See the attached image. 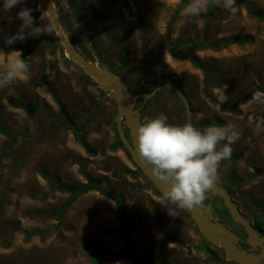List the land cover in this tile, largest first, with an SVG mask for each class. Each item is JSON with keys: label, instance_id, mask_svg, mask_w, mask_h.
Wrapping results in <instances>:
<instances>
[{"label": "rangeland", "instance_id": "374dc122", "mask_svg": "<svg viewBox=\"0 0 264 264\" xmlns=\"http://www.w3.org/2000/svg\"><path fill=\"white\" fill-rule=\"evenodd\" d=\"M52 2L65 31L70 38H76L85 58L99 67L102 62L120 74L124 89L129 88L132 95L172 78L188 96L196 128L235 126L240 137L231 146L230 159L222 162L220 177L230 184L244 212L264 227V18L250 16L244 2L235 3L231 11L209 2L196 18H185L181 10L177 12L182 0ZM69 2L79 22L73 17ZM248 2L255 11L264 13V0ZM24 6L33 10L32 16L35 10H41L38 0H27L19 8ZM176 12L169 34L168 23ZM16 16L15 10L0 12V42L15 34L22 24ZM37 26L42 35L15 42L13 45L20 49L0 50L2 76L10 62L17 59L16 51L22 55L29 41V72L0 88V264H94L90 256L95 254L98 243L111 251L131 254L133 250L125 239L106 234L107 228L123 230L132 242L140 230L141 244L134 249L135 255L142 259L144 254H150L152 264H162V257L166 264H238L224 261V251L219 246L208 244L214 251L212 255L204 251V238L189 214L165 201L173 213L170 215L160 204L164 195L158 193L144 173L138 172L127 152L122 147L111 148L118 137L114 95H104L96 80L66 56L42 10ZM78 26L80 32L76 30ZM206 27L212 40L228 36L246 38L244 43L228 44L221 50L197 51L212 79L222 81L221 85L205 83L206 72L193 64L185 50L171 51L167 46L168 41L174 45L202 41ZM144 38L151 57L143 53ZM43 73L49 75L52 90L66 106L74 125L61 113L52 92L39 85ZM174 91L164 87L150 98L146 116L152 119L163 113L170 124L186 123L185 104ZM244 95L251 97L241 101ZM10 98L22 104L31 101L39 110L30 118L22 107L11 104ZM213 122L219 125H210ZM77 130L96 154L87 153L78 140ZM41 168L58 172L62 183L79 184L91 178L122 194L127 230L110 212L118 210L116 201L98 189L80 194L63 209L70 193L58 190L53 179L44 178ZM36 228L42 234L25 242L26 234ZM165 234L179 241L169 243L163 256L161 244ZM100 264L134 263L123 258Z\"/></svg>", "mask_w": 264, "mask_h": 264}, {"label": "clouds", "instance_id": "9594fccd", "mask_svg": "<svg viewBox=\"0 0 264 264\" xmlns=\"http://www.w3.org/2000/svg\"><path fill=\"white\" fill-rule=\"evenodd\" d=\"M235 9L236 0H190L181 10V16L196 18L209 4ZM27 0H3L0 12L10 13L18 5H26ZM32 9L24 6L16 18L22 21L15 34L4 38L6 45L25 41L28 37L42 35V30L35 25ZM11 61L7 71L0 76V88L20 79L29 70L20 51ZM240 137L234 125L224 128L209 127L201 130L191 122L182 125L168 123V117L161 113L148 120L139 129L136 137V151L147 163L154 175L165 185L164 206L173 215L165 201L179 208L203 206L216 184L220 181V166L230 159L232 145Z\"/></svg>", "mask_w": 264, "mask_h": 264}, {"label": "water", "instance_id": "95a60500", "mask_svg": "<svg viewBox=\"0 0 264 264\" xmlns=\"http://www.w3.org/2000/svg\"><path fill=\"white\" fill-rule=\"evenodd\" d=\"M38 3L40 9L48 15L66 56L79 64L89 76L96 80L104 95L110 92L114 95L118 112L117 131L122 143L130 152L133 162L143 171L157 190L164 195L165 185L154 175L151 167L139 157L136 151L138 129L146 123L142 119L141 111L145 106L146 100L152 98L159 90L169 86L176 91L184 102L187 112V122L192 123V110L188 97L171 81L159 84L148 92H138L133 95L127 94L124 91L120 74L109 69L101 61L102 67L89 61L85 58L79 47L73 43L63 27L61 18L52 0H38ZM68 7L75 21L79 22L71 2L68 3ZM123 121H125V127L129 130V135L126 133ZM210 194L222 198L224 206L227 208L232 220L244 228L245 237L236 233L231 225L222 220L213 211L212 201H204L202 207L182 208L194 220L203 238L211 244L222 248L224 256L233 262L238 264H264V233L254 227L251 220L242 213L239 205L225 186L217 183ZM242 242L246 243L248 247H242Z\"/></svg>", "mask_w": 264, "mask_h": 264}, {"label": "trees", "instance_id": "16d2710c", "mask_svg": "<svg viewBox=\"0 0 264 264\" xmlns=\"http://www.w3.org/2000/svg\"><path fill=\"white\" fill-rule=\"evenodd\" d=\"M237 2H244L248 6V13H249L250 16L258 17V18H264V13L263 12H257L253 8H251L249 6L248 0H236L235 3H237ZM2 3H3V0H0V4H2ZM186 5H187L186 0H182V4L179 7L177 12L182 10V8L184 6H186ZM20 9L21 8H19V5H18L13 10H15L18 13L20 11ZM177 12L172 16V18L170 19V21L168 23V33L169 34L171 32V29H172V24L175 21V18H177ZM211 12H212V10L210 12H208V13H211ZM40 14H41V10H35L34 11L33 16H34L35 25H37V23H38V17H39ZM109 15H110V13L108 12L106 14V17H109ZM207 15H205V16L207 17ZM77 18L80 21V18L79 17H77ZM140 23L142 24L143 22L140 21ZM76 30L78 32H80L81 29L78 26V28ZM205 30H206V34H205V36H204L202 41L189 40V41H186V42H184L182 44H176V45L171 44L168 41L167 46L170 48L171 51H178L179 52L180 49L185 50L188 53V57L193 62V64L197 68H200V69H202V70H204L206 72V77H205V80H204L205 83L214 82V83H217V85H221L222 81L218 80V82H215V80L212 79V76H211L207 66L202 61L201 57L197 54V51L204 50V49L221 50L223 47H225L228 44L244 43L246 41V38L240 37V36H230V37L228 36V37H221L219 39L212 40L209 37V33H208V28L207 27H206ZM143 32H144V30H143ZM71 39H72L73 43L77 47L80 48V45L78 44V42H76L77 41L76 38L75 37H71ZM28 44H29V41L27 42L26 46L23 47L24 52L22 54V57H23L24 61L29 65L30 64V59H29L30 50L28 49V47H29ZM13 49H20V46H17V45H10L9 46V45H6L5 42H0V50L9 51V50H13ZM160 49L163 52L164 51V46H161ZM143 53L147 57H151L152 56V54L148 50V43L145 40V38L143 39ZM162 67H164V65ZM29 70H28V72H29ZM168 81L169 80H164V81L160 82V84H162L164 82H168ZM170 81L174 82L177 86H179V88L182 89L181 85L178 84V82L175 81V79H170ZM39 85L44 87V89L52 92V94L54 95V97L56 98V100H57V102H58V104L60 106L61 113L65 116L66 120L70 124L74 125L75 122L72 119L71 114L67 110L66 106L62 102H60V100L58 99L57 95L52 90L51 83H50V80H49V75L47 73L41 74L40 80H39ZM154 87L155 86L146 88L143 92L151 91ZM124 91L127 94H131V91H130L129 88L124 89ZM250 97H251L250 95H246V96L244 95V97L240 98V100L241 101H246ZM9 101H10L11 104H13L15 106L22 107L26 111V113L28 114V116L30 118H33L34 115L36 114V112L39 109L31 101H29V102H27L25 104L19 103V102H17L16 100H14L12 98H10ZM149 102H150V99L145 101V106H144V108L142 110L143 111L142 117L146 116L145 111L147 109V105H148ZM237 111L241 112L242 110H237ZM146 119L150 120L147 116H146ZM210 125L218 126L219 124H218V122H213ZM0 127H1V120H0ZM78 131L79 130H77L78 140L80 141L82 146L85 148L87 153L90 154V155L96 154V150L86 141V139ZM117 133H118V131H117ZM119 147H122L127 152V154L131 157L130 152L124 146V144L122 143V140H121V138H120V136L118 134L117 141L113 145H111V148L112 149H117ZM236 157H237V155H236ZM138 172L143 174V171L139 167H138ZM40 174L44 178L53 179L56 182V187H57L58 190L70 193L69 196L64 201L63 209L68 208L76 200V198L80 194L86 193V192H88V191H90L92 189H98L102 193L106 194L109 198L114 199L116 201V203H117L118 210L111 209L110 212H112L113 215L119 219V221H121L122 223L125 224L124 229L127 230L129 224H128V220H127V212H126V205H125V201H124V196L122 194H118L117 192L111 191L106 183L98 182V181H95V180H93L91 178H87L88 179L87 182H83V183H79V184L62 183L61 179H60V175H59L58 172L50 171V170H48L46 168H41L40 169ZM84 175H86L85 172H84ZM158 193H160V192L158 191ZM180 209H182V208H180ZM216 210L219 211L220 214H222V215L224 213L225 217L227 216L229 219H231L229 217L230 215L228 213L227 208L223 205L222 202L216 204ZM156 219H157V222L160 225H162L158 214H156ZM257 223L259 225L256 224L254 226L258 228V226H261V223L260 222H257ZM241 228H243V227H241ZM260 228H261V230L264 231V227L261 226ZM104 232L106 234H110V235L122 236L125 239V241L128 244V246L131 247L133 252L131 254H128L125 251H122V252L111 251L104 244L98 243V244L95 245V254H92L90 256V259H91L92 263L100 264L101 262L108 261V260L118 261V260L123 259V258H130L133 261V263H135V264H137V263L152 264L153 258H152V256L150 254H144L142 259H139L135 255L134 249L137 248L141 244V236H140L141 233H140V230H137L136 235L134 237L135 240L133 242H132L130 237H128V236L125 237L124 236L123 233H125V232L123 230L116 229V228H107V229H105ZM39 234H42L40 229H38V228L32 229L26 234V236L24 237V241L28 242V241H30L31 237H33L35 235H39ZM178 241L179 240L175 236L166 235L165 234L164 238H163V241H162V244H161L162 255L164 256L166 254V252H167V250L169 248V243L178 242ZM209 243L210 242H208L207 240L204 239L203 240V248L202 249L204 251L210 253V255H212V254H214V251L211 248H209V246H208ZM223 260L225 261V260H228V259L224 256ZM162 264H166V261L163 260V257H162Z\"/></svg>", "mask_w": 264, "mask_h": 264}, {"label": "flooded vegetation", "instance_id": "af4514ba", "mask_svg": "<svg viewBox=\"0 0 264 264\" xmlns=\"http://www.w3.org/2000/svg\"><path fill=\"white\" fill-rule=\"evenodd\" d=\"M84 54V53H83ZM181 89V88H180ZM176 92V91H175ZM183 92V91H182ZM184 93V92H183ZM185 94V93H184ZM186 95V94H185ZM180 97V96H179ZM138 104V103H137ZM186 108V107H185ZM143 110V109H142ZM147 110V109H146ZM142 112V114H143V111H141ZM145 114H146V111H145ZM142 119L145 121V122H147L148 120L146 119V116L145 117H142ZM126 133H127V135H129V130H128V128L126 127ZM219 184H221V185H223V186H225L228 190H229V192L231 193V195H232V197H233V199L235 200V198H234V195H233V192H232V188L230 187V184H228V183H226L225 181H223L221 178H220V181H219ZM231 185H233V183L231 182ZM209 201H212V204H213V211L214 212H216L219 216H220V218H222V220H224V221H226L229 225H231L232 226V229L236 232V233H238L239 235H241L242 237H245V230H244V228H239V226L238 227H235V226H233L230 222H228L229 220L225 217V215H224V213H223V215L222 214H220V212L219 211H217L216 210V204H218V203H223V200H222V198L220 197V196H212L210 193L208 194V199H206L205 200V202H209ZM236 201V203L239 205V207H240V210L242 211V213L244 214V215H246L250 220H251V222L253 223V225H259L257 222H259V221H256L255 219H252L250 216H248L245 212H244V210H243V207L238 203V201L237 200H235ZM223 205H224V203H223ZM229 213V212H228ZM230 215V214H229ZM230 218H231V216H229ZM231 220H232V218H231ZM239 225V224H238ZM261 226H262V224H261ZM261 226H258V228L257 229H260V231L261 232H263L264 233V231L263 230H261ZM255 227V226H254ZM263 227V226H262ZM242 247H248V245L246 244V243H244V242H242Z\"/></svg>", "mask_w": 264, "mask_h": 264}, {"label": "crops", "instance_id": "0c3cea01", "mask_svg": "<svg viewBox=\"0 0 264 264\" xmlns=\"http://www.w3.org/2000/svg\"><path fill=\"white\" fill-rule=\"evenodd\" d=\"M13 50H15V49H13ZM10 51V50H9ZM29 67H30V64H29ZM50 80V79H49ZM51 83V82H50ZM52 87V86H51ZM27 103V102H26ZM25 104V103H24ZM39 110V109H38ZM35 116V115H34ZM34 118V117H33ZM85 149V148H84ZM124 259H126V258H124ZM130 259V258H129ZM135 264V263H134Z\"/></svg>", "mask_w": 264, "mask_h": 264}, {"label": "bare ground", "instance_id": "6f19581e", "mask_svg": "<svg viewBox=\"0 0 264 264\" xmlns=\"http://www.w3.org/2000/svg\"><path fill=\"white\" fill-rule=\"evenodd\" d=\"M170 79V78H169ZM172 79V78H171ZM179 84V83H178ZM179 87V86H178ZM182 87V86H181ZM188 97V96H187ZM76 235H78V234H76ZM71 242V241H70ZM64 254V253H63ZM62 255V254H61ZM56 260V259H55Z\"/></svg>", "mask_w": 264, "mask_h": 264}]
</instances>
